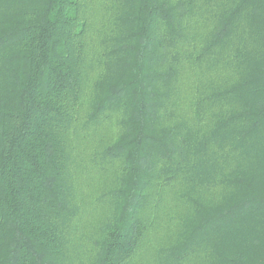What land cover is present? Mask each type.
Here are the masks:
<instances>
[{"label":"trees","instance_id":"obj_1","mask_svg":"<svg viewBox=\"0 0 264 264\" xmlns=\"http://www.w3.org/2000/svg\"><path fill=\"white\" fill-rule=\"evenodd\" d=\"M0 264H264V0H0Z\"/></svg>","mask_w":264,"mask_h":264},{"label":"rangeland","instance_id":"obj_2","mask_svg":"<svg viewBox=\"0 0 264 264\" xmlns=\"http://www.w3.org/2000/svg\"><path fill=\"white\" fill-rule=\"evenodd\" d=\"M104 215V210H98L95 214H94V217L95 218H98V217H100V216H103ZM88 254H89V252H88V250L87 251H82V252H80L79 254H78V256H77V263H79V262H81V261H84L86 258H87V256H88Z\"/></svg>","mask_w":264,"mask_h":264}]
</instances>
